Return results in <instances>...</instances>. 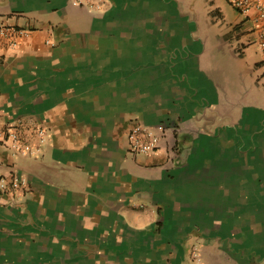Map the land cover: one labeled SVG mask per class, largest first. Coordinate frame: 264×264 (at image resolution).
I'll return each instance as SVG.
<instances>
[{
    "label": "crops",
    "instance_id": "1",
    "mask_svg": "<svg viewBox=\"0 0 264 264\" xmlns=\"http://www.w3.org/2000/svg\"><path fill=\"white\" fill-rule=\"evenodd\" d=\"M105 3L0 0V26L27 30L0 37V128L42 147L0 139V176L29 180L0 190V264H264L253 22L223 0ZM138 121L167 128L156 152L129 151Z\"/></svg>",
    "mask_w": 264,
    "mask_h": 264
},
{
    "label": "built area",
    "instance_id": "2",
    "mask_svg": "<svg viewBox=\"0 0 264 264\" xmlns=\"http://www.w3.org/2000/svg\"><path fill=\"white\" fill-rule=\"evenodd\" d=\"M241 15L250 19L257 32V46L261 55V65L264 67V0H227ZM78 5H84L95 11L105 10V0H73ZM27 30L15 26H0V37L13 38L11 47H16L15 37L25 36ZM40 141L44 142L46 132H38ZM167 135V128L159 124H146L138 121L127 134L129 151L136 155L151 154L160 148V142ZM0 139L6 140L9 147L16 155L38 154L42 147H34L26 144L20 133L12 128H0ZM29 180L25 175L14 172L11 175L0 176V190L8 193L11 201L19 200V196L28 188ZM192 264H205L204 257L199 249H195L192 256Z\"/></svg>",
    "mask_w": 264,
    "mask_h": 264
},
{
    "label": "rangeland",
    "instance_id": "3",
    "mask_svg": "<svg viewBox=\"0 0 264 264\" xmlns=\"http://www.w3.org/2000/svg\"><path fill=\"white\" fill-rule=\"evenodd\" d=\"M225 1V3H227L230 7H233L227 0H223ZM98 13H102V11H98ZM241 51V49L239 50ZM262 71L264 72V67H262ZM243 150L246 151V153H248V155L250 156V164H249V169H252L254 167V163H258L259 160L264 157V145L260 144V145H249V147H242ZM259 195V200H257L254 203V206H256L257 208H254V210L249 211V218L251 220H255L257 218H260L259 215H261V218L264 220V204L262 205L260 203V194ZM255 214V215H254ZM259 227L253 226V228H249V233L252 234L255 232L254 229H257ZM261 228V227H260ZM264 228V226H263Z\"/></svg>",
    "mask_w": 264,
    "mask_h": 264
}]
</instances>
